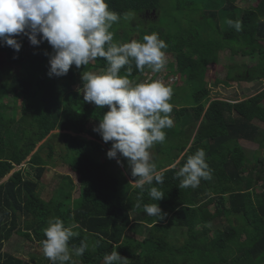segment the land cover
Instances as JSON below:
<instances>
[{
    "label": "trees",
    "instance_id": "16d2710c",
    "mask_svg": "<svg viewBox=\"0 0 264 264\" xmlns=\"http://www.w3.org/2000/svg\"><path fill=\"white\" fill-rule=\"evenodd\" d=\"M255 1L242 9L237 0H106L121 17L134 13L113 24L114 42H143L145 35L158 33L167 44L166 55L174 57L168 58L171 73L185 82L180 89L172 85L173 127L164 130L163 143L150 149L164 182L145 185L143 191L130 184L134 178L127 158L120 156L123 168L99 158L105 149L94 128L108 106L85 102L82 89H74L78 72L99 73L106 60L98 57L79 69L73 65L65 76L50 77L53 49L47 41L37 53L24 35L14 37L22 44L19 52L0 41V71L4 64L24 69L21 74L6 69L0 76V92L15 101L13 114L0 105V183L29 158L36 171L26 178L22 167L0 184V264H52L41 242L53 217L81 226L70 247L86 240L89 248L82 256L73 254L75 264H104L114 245L128 264H264V156L255 154L251 161L242 148L247 141L264 148V128L258 123H264V0ZM228 19L240 20L242 29L227 25ZM226 53L232 60L248 58L249 64L226 63V78L208 81L209 68ZM131 67V82L150 70H137L134 60ZM231 82L259 83L261 90L246 100L211 98L214 85ZM183 101L188 104L180 106ZM54 137L63 139V162L78 175L80 189L72 174L64 175L48 201L39 189L47 170L57 165ZM200 148L212 179L179 189L176 173ZM150 187L164 199H152ZM152 203H159L163 219L143 211ZM173 227L185 235L171 237Z\"/></svg>",
    "mask_w": 264,
    "mask_h": 264
},
{
    "label": "clouds",
    "instance_id": "9594fccd",
    "mask_svg": "<svg viewBox=\"0 0 264 264\" xmlns=\"http://www.w3.org/2000/svg\"><path fill=\"white\" fill-rule=\"evenodd\" d=\"M133 15V12L127 11L121 17L120 13L110 9L106 0H0V41L16 52L22 47L14 38L16 36H27L33 46L47 41L53 49L49 59L50 77L65 76L73 65L79 69L98 57L106 60L108 66L99 73L88 71L81 76L84 101L99 108H109L98 127L94 128L105 142L100 141L105 151L99 158L102 161L112 160L122 168L123 162L119 157L127 158L134 178L130 184L143 191L145 185L164 182L152 162L150 149L157 143H163L166 139L164 130L173 127L170 117L172 105L169 102L173 89L159 76L167 63V44L158 33L145 35L143 42L136 39L122 44L114 42L113 24L121 18L128 20ZM261 19L264 20V17ZM225 22L237 31L242 29L240 20L228 19ZM133 60L137 70L143 72L145 67L150 69L138 78L144 82L135 85L128 78ZM126 65V74L122 76L121 69ZM155 77L157 79L151 80ZM108 142L111 146L106 144ZM246 143L253 144L254 152L251 156L247 155L251 161L255 154L264 156L261 153L264 148H260V144ZM178 163H172L171 168L175 169ZM14 172L1 183L6 182ZM176 176L181 178L179 189L196 188L202 179H212L205 150L197 149L189 156ZM148 193L154 200L164 199V194L157 187H150ZM136 207H140V203ZM143 211L159 220L165 215L159 203L144 204ZM80 228L74 221L66 226L58 217L48 220L44 229L46 239L41 243L44 255L52 264H75L73 254L82 256L89 248L86 240H82L78 247H70L69 242L80 235ZM118 248L119 245H114L113 251L105 254L104 264H128L129 259L122 257L116 250Z\"/></svg>",
    "mask_w": 264,
    "mask_h": 264
},
{
    "label": "rangeland",
    "instance_id": "374dc122",
    "mask_svg": "<svg viewBox=\"0 0 264 264\" xmlns=\"http://www.w3.org/2000/svg\"><path fill=\"white\" fill-rule=\"evenodd\" d=\"M254 3H256L255 0H237V4H238L239 8H242V9L249 8ZM32 47H33V51L37 53L38 47L37 46H32ZM225 55H228V57H230L229 53L220 54V62L218 64L212 65L209 68V70L207 72V76H206L208 81L214 83L215 79L216 80L217 79H222V80L225 79L226 74H227V70L225 69V66L227 65L226 63H228L229 65L249 64L248 58L240 57V58H237V60H232L231 58H225ZM166 57H167L166 66L161 72H159V76L163 77L164 82L166 84H170L173 91H174L175 87L172 86L174 84V82L177 83L176 85L179 89L181 88L179 86H184L185 82L183 81V79H181L179 81V76L171 73V69L169 68L168 64H169V59L174 60V57L170 56V55H166ZM6 69L8 71H10L12 74H21L24 71V69H21V68L15 69V68H11L10 65L4 64L1 67L0 76L4 75ZM83 72H87V71L78 72L79 82L74 87L75 90L83 89V86H81L82 88H80V85L83 84V81L81 79ZM142 82H143V80L142 79L138 80V78L136 80L132 81V83L134 85L138 84V83H142ZM260 90H261V85L259 83L256 84V83H248V82H240V83L231 82L229 86L217 84V85L213 86L211 98L214 99V98L218 97L219 99H226V100H230L232 102L238 101V100H246L250 96L259 92ZM82 93H83V91H82ZM173 95H174V93H173ZM1 103H4L10 107V114L14 113L15 101H14L13 97L0 92V105H1ZM187 104H188L187 102L183 101V103H181L180 106L181 105H187ZM21 106H22V103L19 101L18 107H21ZM172 106H177V105H172ZM258 123L264 128V123H261V122H258ZM92 126H95V125H92ZM54 133H60V132L55 131ZM83 136L87 137V135H83ZM87 138H89V137H87ZM52 143L55 147L54 154L57 156V158L54 159V162H56L57 165L52 166V168H49L47 170L45 177H44V182H45L46 186L42 184V187H40V189H39V192L42 193V196L44 197V199H46L48 201L53 196L54 187L57 185L58 180H61V177L64 175L72 174L74 176L75 182L78 185V188L80 189L78 175L71 173V171L69 170L70 168L67 165H65L63 162L62 156H64L66 153L64 151L65 145H64L63 139H61L60 137H54L52 139ZM252 145L253 144L246 143V142L242 143V146L245 149L248 156H251V154L254 152V149L251 147ZM150 152H151V157H152V162H153L154 161V156H153L154 150H151ZM47 153H48V150H45L43 152L44 157L47 155ZM261 153L264 155V150H261ZM119 158L121 159V157H119ZM28 161H29V159L26 162H24L22 165H20V167H22V166L25 167L24 171L26 172V175L24 172V177H26V178H27L28 172H32L34 174V176H36L35 169L31 168V166L28 164ZM125 161L127 162V160H125ZM20 167L15 169V171H18V169ZM77 193H75V198L78 196ZM213 209H215V207H213ZM185 232L186 231H184V230L183 231L177 230L175 227H173L172 232H171V237L176 238V237L183 236V235H185ZM127 233L131 236L136 237V238H142L141 236L135 235L132 231H128ZM24 254H25V250H24Z\"/></svg>",
    "mask_w": 264,
    "mask_h": 264
}]
</instances>
